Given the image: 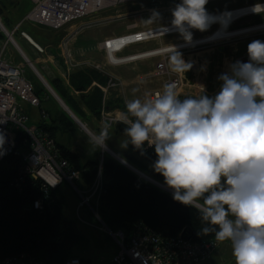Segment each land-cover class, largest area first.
<instances>
[{"label":"clouds","instance_id":"9594fccd","mask_svg":"<svg viewBox=\"0 0 264 264\" xmlns=\"http://www.w3.org/2000/svg\"><path fill=\"white\" fill-rule=\"evenodd\" d=\"M208 2L181 0L172 10V25L187 41L190 29L231 23V12L211 14ZM258 8L264 10L256 5L253 11ZM173 49V71H188L192 65ZM247 54L248 62L236 61L218 77L222 84L214 97L180 99L168 83L154 98L127 102L134 119L125 118L124 133L126 144L154 146V168L173 199L199 211L205 233L231 242L235 264H264V42H250Z\"/></svg>","mask_w":264,"mask_h":264},{"label":"trees","instance_id":"16d2710c","mask_svg":"<svg viewBox=\"0 0 264 264\" xmlns=\"http://www.w3.org/2000/svg\"><path fill=\"white\" fill-rule=\"evenodd\" d=\"M5 3L6 0H0V21L10 30L15 22L12 23L11 19L2 15ZM256 31L261 30L256 28L255 24L244 28V34ZM4 39L5 36L0 31V41ZM68 79L74 90L82 92L94 80L104 84L107 77L95 69L85 67L71 72ZM58 83V80H53L51 84L58 96L79 117L80 113L76 106L67 100L64 90ZM35 93L38 94V91L35 90ZM187 97L193 96H179L180 99ZM81 99L96 117L100 118L102 107L108 108L106 99L102 106V91L97 87L82 94ZM40 117L46 121L45 113H40ZM42 120L35 124L36 127L53 138L55 128ZM56 120L58 125L67 126L65 118L56 117ZM127 126L116 123L113 129L117 133L125 134L124 129ZM27 140L21 132L14 151L0 161V259L28 253L46 263L60 264L69 257H77L80 264H92L90 258L81 253L90 239L78 227V222L85 225H89L90 222L85 217L66 215L68 203L66 195L60 192L62 182L43 195L37 180L26 177L19 181L18 172L22 166L19 154L26 150ZM129 144L133 153L126 161L166 185L162 174L154 168L157 160L154 146L148 145L147 142L141 148H136L130 142ZM55 145L69 166L79 171L78 178L73 180V186L67 183L73 197L76 198L74 208L80 201L77 191L82 193L89 191L99 171L100 189L96 197V212L110 232L121 231L127 238L138 227H144L162 238L173 237L182 232L191 242L216 240L214 233L203 231L208 225L202 221L195 207L174 200L173 194L140 179L108 154L102 157L101 163L97 159L80 166L76 153L59 144ZM36 199L42 200L39 208L33 207ZM91 200V205L95 207V196ZM84 211L87 215L92 214L87 208ZM97 224L100 228L98 221ZM101 231L106 232L102 229ZM115 249L116 244L113 246V253ZM111 256L101 264H109Z\"/></svg>","mask_w":264,"mask_h":264},{"label":"built area","instance_id":"2783aa9c","mask_svg":"<svg viewBox=\"0 0 264 264\" xmlns=\"http://www.w3.org/2000/svg\"><path fill=\"white\" fill-rule=\"evenodd\" d=\"M30 1L32 7L25 14L24 19L51 29L61 28L70 22L92 16L104 9L116 8L119 5H142V7L131 10L127 14L117 15L115 17L111 16V18L114 19L124 17L130 19L131 22L126 25V30L130 31L104 38L100 43V49L104 51L106 61L111 66H119L136 60L156 58L154 68L149 76L164 78L163 85L160 89L152 90L147 98H154L157 93L163 91L164 85L168 83L175 84L176 92L180 88L182 84L180 73L173 71L168 66V60L173 55V48L182 55L199 50L200 48H205L207 46L211 47L216 44H222L233 38L244 36V34H239L240 28L229 29V26L242 17L264 12V10L260 8L257 10L259 12L246 10L251 6H262L264 2L225 10L231 12L233 15L236 12L241 13L233 17L228 27L224 29L227 32H232L229 36H224L226 33L224 31L222 35L219 34V36L214 37L219 29L220 31L223 30L220 24L214 23L211 25L212 27L214 26V28L210 32L201 37L191 39V42L183 40L181 42L160 44L158 47L139 51L145 53L134 52L131 54L119 55L124 48L130 44L143 43L160 37L180 33L173 27L172 22L155 24L154 16L157 17L161 14L171 12L177 4L181 3V0ZM225 11L211 14L218 15ZM137 20H139V23ZM16 30L17 29L14 28L10 32L11 35ZM192 30L195 29H190V31ZM20 34L27 39L35 49L40 52L42 51L36 43L28 39L25 32H20ZM126 37H129V39L115 48V43L117 41H123ZM165 48H169L170 51L162 52ZM63 62L64 64H69V66L71 65L68 52L64 55ZM115 80L116 79H109L106 88L118 86L119 82ZM18 99L27 102L32 107H38L40 104V98L35 93L30 81L24 77L22 69L17 65L5 61L0 55V135H2L4 139L3 145L0 146V161L14 151L20 133L22 132L28 140L26 150L19 154L22 160V166L18 172L19 181H23L26 177L37 180L43 195H45L49 189L58 186L61 182H66L73 186V180L78 178L79 171L71 168L68 162L60 156L53 138L39 130L35 124L27 123L28 117L20 110ZM100 114V118L103 120L104 130L106 128L105 125L112 123L115 118L104 110H101ZM15 134L17 135V139ZM99 189L100 175L98 171L89 191L84 193L77 191L80 201L77 204L76 210L80 207L87 208L97 221H100V229L111 235L116 244V249L109 260V264H200L201 261L208 258L214 251L216 240L191 242L188 238H185L182 232L169 238H162L144 227H138L127 238L121 231L110 232L102 221L99 220L96 212V197ZM93 196H95V207L91 205ZM41 202V199H36L33 202V207L39 208ZM0 264L52 263L37 260L28 253H21L17 256L0 259ZM60 264H80V261L77 257H69Z\"/></svg>","mask_w":264,"mask_h":264},{"label":"crops","instance_id":"0c3cea01","mask_svg":"<svg viewBox=\"0 0 264 264\" xmlns=\"http://www.w3.org/2000/svg\"><path fill=\"white\" fill-rule=\"evenodd\" d=\"M216 1H223V0H211L209 2H216ZM232 2L234 3L233 8H228V9H224L221 11L234 9V8H241L244 6L255 5V4L264 2V0H232ZM13 3L14 5L10 7L9 0H6V3H5L6 7L2 9V15L6 16L9 19H10V17L8 16L9 12H11L12 9L16 8L14 7L15 4L20 3V1L18 2L15 0ZM28 11L29 10L25 11V13L23 14V17ZM260 13L261 14L259 13L253 14L254 16L250 18L242 17L238 19L237 21H235L233 24H231L229 28L230 27L231 28H241L245 24H255L258 22L262 23L264 22V12H260ZM257 19L259 21H256ZM86 23H87L86 21H82V20L77 21V22H72L70 24H67V27L65 28L62 27L63 28L62 30L64 32L63 34L62 32H58V37L60 38V40L58 44L56 43L57 45L54 48L59 52L60 55L64 56V52L62 51L61 44L65 42L67 44V46L65 47V54L66 52L69 53L71 65L69 66V64H64L63 62L62 70L60 72L59 71L55 72V75L50 76V82L52 83L53 80H58L59 82L58 85H60V88L64 90L65 96L68 98L67 100L73 103L76 106L77 110L79 111L80 113L79 117L71 111V109L67 106V104L62 99H60V97L58 96L56 92L54 93L64 103V105L68 108L70 113L81 124L85 126L87 131L84 130L82 127H80L77 124V122L74 120V118L70 114H68L67 111H65L62 108V106H60L59 102L54 98V96L51 95L52 96L51 97L46 92L40 91L41 88L37 89L36 87V91H38V94H39V95L37 94L38 97H40V94L42 92L44 93V97L42 101L40 100V104L38 107H32L27 102H24L18 99L20 110L24 114H26V116L28 117L27 123L37 124L40 120H42L40 117V111H43L46 114V117H45L46 121L44 120L42 121H44L45 123L52 124V126L55 128L54 136H53L55 143L61 146H64L66 149H68L69 151L73 153H76L78 155V164L80 166H83L88 161H94L99 158V152H97V148H95L97 147L98 144L91 137V135L98 138L100 136L99 134L103 130V120H101V118L99 117H96V115H94L90 110L87 109V107L85 106V104L83 103L81 99V95L82 94L84 95L86 92H88L94 87H97L102 91V102L105 99L108 102V105H107L108 108L107 109H105V107H102V108H104L105 111L110 116L115 118V120L112 123L105 125L106 130L110 131V132H107V135L109 133H112L114 137L116 136L121 137L126 142L127 140L126 135L123 133H117L113 129V127L116 123H122V124L127 125L124 122L125 118L127 117L131 119V117L127 113V108H126L127 102L133 99H137V98L143 101L144 99L148 97V94L152 90L162 88L163 79H164L162 77H150L149 76V74L152 72L154 68V64L156 62L155 59L136 60V61L122 64L120 66H109L106 64L105 56L103 54H99L101 53L99 51H98L99 53L84 54V49H82L84 44L77 47L75 39L77 38V35L80 31L88 27ZM244 28H247V27H244ZM207 31L208 30L203 31V32L199 30L191 31L192 38L204 35L206 34ZM239 34H241L240 31H239ZM178 35L182 36L181 37L182 39H185V37L181 35V33ZM174 36H177V35L174 34ZM72 39L74 41L72 42V44H74L75 47H71L69 45ZM101 42L102 41L97 42L98 49H100L99 47H100ZM118 42H122V41H118ZM118 42L115 43L116 47L118 46ZM156 42H159V41H156ZM244 43L246 42L240 41L237 44L232 43L229 45L216 44L208 48L200 49L195 53L181 55L182 59L186 63H190L192 67L188 71L179 72L180 75L182 76V82L184 83L181 84L180 88L177 90L178 96H199V95L206 94L209 97H214L217 94L218 88H220L222 84V81H220L218 77L223 73L230 72V66L234 64L236 61L243 62L249 59L247 51L244 54L237 53V51H239L240 49L247 48L246 44ZM158 44H168V43H166V41L165 42L160 41V43ZM0 45H1V42H0ZM19 45L26 52L30 60L35 59V56H33L35 52H33V49L27 42L23 40L21 41V43H19ZM72 48H73V51H71ZM138 51H142V50H137L136 52ZM141 53H145V52H141ZM29 54H32L31 56L32 59L29 56ZM128 54H131V53H128ZM97 66L100 67V70L98 68L95 70L103 73L107 77V80L104 84H100L94 80L89 85V87H87L86 90L82 92H78L74 90L73 87L69 84L70 82L68 79V75L71 72L73 73L74 71L85 68V67L94 69ZM168 66L169 68L173 70L171 58L168 60ZM65 74H67V77L65 76ZM109 79H116L115 81L116 82L118 81L119 85L116 87L108 88L106 90L104 87L107 84V81ZM50 85L49 86L51 87V89L54 88L52 87V84ZM103 105H104V102L102 103V106ZM56 117L65 118L67 122V126L62 127L58 125ZM110 139L113 140L112 138ZM104 143L106 144V141ZM127 143L130 149V144L129 142ZM111 144H113V142ZM106 146L114 154H116L117 156H121L125 160L127 159L129 155H132L133 153V151L130 149L131 152L129 154H124L125 155L124 157L120 155L114 148L110 147L107 144ZM61 185H65L66 187V188H63L61 186L60 192L66 195L67 203H68L67 209H70L71 211L73 209V206H75V203H76V202L74 203V199H73L74 195H71V191L66 182H62ZM200 264H235V258L233 256L231 242L230 241L221 242V241L216 240V247L214 251L208 258L201 261Z\"/></svg>","mask_w":264,"mask_h":264},{"label":"rangeland","instance_id":"374dc122","mask_svg":"<svg viewBox=\"0 0 264 264\" xmlns=\"http://www.w3.org/2000/svg\"><path fill=\"white\" fill-rule=\"evenodd\" d=\"M14 1L15 0H9V2H10L9 6L10 7L14 5V3H13ZM16 1H18V2L20 1V3L15 4L14 7H16V8L12 9V11L9 12V14H8V16L11 19V22L14 23L16 21L15 22L16 24H14L13 28L12 29L10 28V30L8 28H5V27H4V29L6 32L10 33L14 29V27L18 28L12 34L13 40L17 43V45L20 47L22 52L25 54V56L31 62L30 65L33 66V69L37 71V73L44 79V81L48 85H50L51 84L50 76H53V75H55V72H58V71L60 72L62 70V63L64 60V56L60 55L59 52L54 47H56V45L59 43V40H60V38L58 37V32H62V34H63L64 32L62 29L67 27V24L65 26H63V28L61 27V28L52 30V29L46 28L44 26L31 23V22L25 20L23 17V14L25 13V11L29 10L32 7L31 1L30 0H16ZM233 6H234V3L232 2V0H223V1L209 2L206 5V9L209 13H213V12L215 13L217 11L220 12L221 10H224V9L233 8ZM140 7H142V5L123 4V5L117 6L116 8H109V9L101 10V11L93 14L92 16H87L83 19L74 21V22L81 21V20L86 21L87 22L86 24L88 25L87 28H84L82 31H80L78 33L77 38L75 39L76 40V46L79 47L80 45L84 44L82 47V49H84V54H89V53L93 54V53L101 52L99 54H103L105 56L104 51L102 49H98L97 42L102 41L104 38L110 37L112 35H119V34H123V33L130 31V30H126L127 29L126 25L131 22L130 19H127L126 17L114 19V18H111V16L115 17L117 15L127 14L129 11L135 10L137 8H140ZM259 14H261V13H259ZM253 16L254 15H251L249 17L246 16V17L250 18ZM172 20H173L172 11L168 12V13L161 14L157 17L154 16V23L155 24H161V23L166 24V23L172 22ZM137 21L139 23V20H137ZM256 21H259V20L257 19ZM0 23L2 24L1 21H0ZM70 23H72V22H70ZM70 23H68V24H70ZM248 25H250V24H245L244 26H242V28L239 29L241 34L244 33L243 28L247 27ZM255 26H256V28H258L259 30L262 31V29L264 27V23H262V24L259 22L255 23ZM213 28H214V26L213 27L210 26L206 33L210 32ZM229 29H235V28L230 27ZM195 30H192V31H195ZM222 31H224V29ZM261 31L252 32L248 36H241V37L233 38L229 41H225V42L223 41L224 43H222V45H229L232 43L237 44L240 41H242V42H246L244 44H246V46H248V44L254 40H260V41L264 42V31H262V32ZM20 32H25L27 34L29 40L36 43L42 49V51L40 52L37 49H35V47H33L32 44L29 43V41L27 39H25L23 36H21ZM225 32L228 34L227 36H229L232 33V32H227L226 30H225ZM218 33L219 32H217V34ZM2 34H4V33L2 32ZM178 34H180V33H178ZM178 34H175L177 36H174V34H173V35H169V36H164L160 39L150 40V41H147L148 43L143 42V43L130 44L126 48H124V50L119 55H124V54H128V53H133V52L139 53V51L138 52H136V51L137 50H143V49L147 50V49H152V48L158 47L160 45V44H158V43H160V41H162V42L166 41V43H170V42L174 43V42H179V41L181 42V41L185 40V39H182L181 38L182 36H180ZM201 36H199V37H201ZM195 38H198V37H195ZM195 38H192V39H195ZM20 40L21 41L24 40L25 42H27L31 46V48L33 49V52H35V54H33V56H35V59H32V57H31L32 54H29V56L31 57L32 60L29 59L26 52L19 45V43H21ZM156 41H159V42H156ZM0 42H1L0 55L2 56V58H4L5 61H7L11 64L19 66L23 71L24 77L28 81H30V83L32 84V86L35 90H36V87H37V89L41 88L40 91L46 92L48 95L51 96L52 94L50 93V91L46 89V87L44 86L42 81H40L38 79V77L35 75L32 67L30 68L27 65V63L23 60V58L21 57V55L19 54L17 49L14 47V45L11 44V42L6 38V36H5V39L3 41H0ZM72 42H74L73 39L70 41L69 45L71 47H75L74 44H72ZM62 46H64V47H62ZM66 46H67V44L65 42H63L61 44V48H62V51L64 52V55H65V47ZM208 47L209 46H207L205 48H208ZM200 49H204V48H200ZM71 51H73V48ZM197 51L198 50L190 52V53H195ZM246 51H247V48L240 49L239 51H237V53L238 54H244V53H246ZM185 54H189V53H185ZM182 55H184V54H182ZM153 59L156 60V58H153ZM105 61H106V58H105ZM248 61H249V59L246 61H243V62L246 63ZM106 64L109 65L107 63V61H106ZM109 66H111V65H109ZM97 68L100 70V67H98V66L94 69H97ZM65 76L67 77V74H65ZM181 78H182V76H181ZM183 83L184 82H182V84ZM106 86H107V84L105 85L104 88H106ZM52 89H54V88H52ZM219 90H220V88H218L217 93L219 92ZM43 92L40 94V97H39L41 101L44 97ZM54 92H56V91H54ZM199 96H193V97H199ZM101 110L105 111V109H103V108ZM42 112L43 111H40V113H42ZM107 132H110V131L107 130ZM107 132H106V134H107ZM107 137L108 138L106 139V144L109 145L110 147L114 148L120 155L125 157L124 154H129L131 152L129 149L128 143L126 144L125 140L123 138L117 137V136L114 137L112 133H109L107 135ZM110 138H112L113 140H111ZM97 139L101 142L100 136ZM112 142H113V144H111ZM106 144L103 143V145H105V146H106ZM95 148H97V152H99L98 160H99V162H101L102 157L104 155H106L107 153L105 151H103L99 145H97V147H95ZM119 157H121V156H119ZM83 159H85V158H83ZM142 173L145 174L146 176L150 177L148 174H146L144 172H142ZM139 178L142 179L141 177H139ZM150 178H152V177H150ZM61 186L63 188H66L65 185H61ZM71 195H73V194L71 193ZM73 199H74V203H75L76 198L74 197ZM84 210H85V208L81 207L77 211L76 208H74V206H73V209L71 211H70V209L66 208L65 212H66V215L69 217L70 216L71 217H77V215H78V217L87 218V220L90 222L89 225H85L83 223L78 222L79 229L85 234V236L87 238L89 237V239H90L88 241V243L86 244V248L81 250V253H83V255L85 257L90 258V260L92 261V264H101L102 262L105 263L107 258H109V256H111V253L113 252V246L115 245V243H114L112 237L108 233L101 231V229L98 227L96 218L92 214L87 215Z\"/></svg>","mask_w":264,"mask_h":264},{"label":"water","instance_id":"95a60500","mask_svg":"<svg viewBox=\"0 0 264 264\" xmlns=\"http://www.w3.org/2000/svg\"><path fill=\"white\" fill-rule=\"evenodd\" d=\"M0 30L4 33V35L6 36V38L11 42L12 45H14V47L17 49V51L19 52V54L21 55V57L23 58V60L27 63V65L32 69L33 66L30 65V61L28 60V58L25 56V54L20 50V48L18 47V45L15 43V41L12 38L11 33L6 32L4 29V26L0 23ZM34 70V69H33ZM35 75L38 77V79L40 81H42V83L44 84V86L46 87L47 90L50 91V93L54 96V98L59 102L60 106H62V108L67 111L68 114H70L74 120L77 122V124L82 127L84 130L87 131V129L84 127L83 124H81L68 110V108L64 105V103L59 99V97L54 93V91L51 89V87L44 81V79L37 73L36 70H34ZM89 133V132H88ZM91 135V134H90ZM91 137L96 141V143L99 145L100 141L94 137L93 135H91ZM103 151H105L109 156H111L112 158H114L115 160H117L120 164L124 165L125 167H127L128 169H130L131 171H133L138 177H140L139 173L141 171H139L137 168H135L133 165H131L130 163H128L125 159H123L122 157L117 156L116 154H114L110 149H108L105 145H99ZM101 163V162H100ZM139 172V173H138ZM142 179L148 181L149 183L153 184L154 186L170 193L173 194V189L169 188L166 185H163L161 183H159L158 181H156L155 179H152L150 177H143ZM100 220V219H99ZM100 222V221H99ZM185 238H188L187 236H185Z\"/></svg>","mask_w":264,"mask_h":264},{"label":"bare ground","instance_id":"6f19581e","mask_svg":"<svg viewBox=\"0 0 264 264\" xmlns=\"http://www.w3.org/2000/svg\"><path fill=\"white\" fill-rule=\"evenodd\" d=\"M262 6H264V5H262ZM253 8H254V6H251V7H249V8H247L246 10H253ZM259 9V8H258ZM257 9V10H258ZM241 13H238V12H236V13H234V15H232V18L233 17H235V16H237V15H240ZM250 25H252V24H250ZM14 28H16L17 29V27H14ZM225 31V30H224ZM224 31H220V29L218 30V34L216 33L215 35H214V37H217V36H219V34L220 35H222V33L224 32ZM178 34V33H177ZM244 34V33H243ZM249 34H251V33H245L244 34V36H248ZM228 34H226L225 33V35L224 36H227ZM28 37V36H27ZM160 38H162V37H160ZM160 38H157V39H160ZM209 38H211V37H209ZM209 38H207V39H209ZM29 39V38H28ZM129 39V37H126V38H124V41H122V42H118V46H120L122 43H124V42H126L127 40ZM19 47V46H18ZM115 48H117V47H115ZM116 50V49H115ZM168 51H170V49L169 48H165L164 49V51H162V52H168ZM139 53H141V52H139ZM119 57H121V56H119ZM85 127V126H84ZM15 136H16V134H15ZM139 173V172H138ZM139 175H140V177L141 178H143V177H147L145 174H143L142 172H140L139 173Z\"/></svg>","mask_w":264,"mask_h":264}]
</instances>
